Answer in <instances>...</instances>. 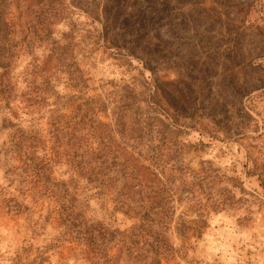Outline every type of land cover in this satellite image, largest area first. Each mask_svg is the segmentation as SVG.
<instances>
[{
    "label": "rangeland",
    "instance_id": "obj_1",
    "mask_svg": "<svg viewBox=\"0 0 264 264\" xmlns=\"http://www.w3.org/2000/svg\"><path fill=\"white\" fill-rule=\"evenodd\" d=\"M2 82L12 97L7 105L0 98V264L95 260L64 233L57 202L32 184L31 168L56 160L41 184L75 185L49 133L64 127L62 142L72 145L79 132L71 118L88 100L120 143L115 119L124 104L127 126L137 116L142 126L160 120L163 149L172 148L167 166L185 168V179L172 174L184 180L175 182L167 233L176 251L161 264H264V0H0ZM30 129L40 142L24 164L8 149L18 130ZM82 185L76 194L88 224H136L111 196ZM180 220H199L201 235L178 236ZM123 257L113 263L128 264Z\"/></svg>",
    "mask_w": 264,
    "mask_h": 264
},
{
    "label": "trees",
    "instance_id": "obj_2",
    "mask_svg": "<svg viewBox=\"0 0 264 264\" xmlns=\"http://www.w3.org/2000/svg\"><path fill=\"white\" fill-rule=\"evenodd\" d=\"M11 97L9 82H2L1 101L7 105ZM25 101L37 103L31 97ZM93 103V100L86 101L71 118L79 132V138H72V145L69 139L62 142L69 136L64 127H57L49 133L53 141L52 153L56 159L66 157L67 166L76 177L74 180L70 177L68 181L69 184L75 182V185L68 187L59 181L52 183L49 178L41 184L40 174L44 176L47 173L48 176L52 170L51 164L58 163L48 159L39 160L31 167L32 184H40L43 195L55 199L59 207V224L63 226L64 233L75 234L86 245L95 259L92 264H110L122 254L124 262L128 264H161L162 258L176 251L167 233L175 212L172 206L177 192L175 182L179 181L183 185L184 180L172 174L179 173L184 178L185 168L174 164L167 166L172 159V148L163 149L166 138L160 134V126L157 124H161L160 120L147 117L142 126L137 116L127 126L123 123L124 116L120 108L125 111L130 104H124L118 108L115 119L116 131L124 141L120 143L106 124L94 120ZM39 142L38 133L33 130H18L8 152L16 153L25 164L29 155L34 156ZM256 169L255 161L252 160L248 174H254ZM80 183L85 191L96 190L95 195L111 196L114 210L134 219L136 224L128 231H110L99 225L88 224L84 219L85 206L77 200L76 191ZM180 191L188 192L184 187ZM197 224L199 220H180L175 230L184 239L198 237L201 231L200 227H196ZM110 246L116 248L114 257H109L105 252Z\"/></svg>",
    "mask_w": 264,
    "mask_h": 264
}]
</instances>
